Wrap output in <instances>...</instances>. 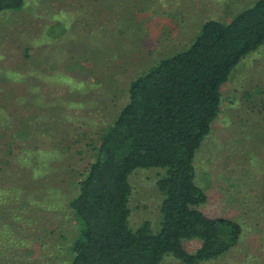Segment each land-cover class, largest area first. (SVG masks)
<instances>
[{
	"label": "rangeland",
	"instance_id": "1",
	"mask_svg": "<svg viewBox=\"0 0 264 264\" xmlns=\"http://www.w3.org/2000/svg\"><path fill=\"white\" fill-rule=\"evenodd\" d=\"M256 0H24L0 12V133L16 142L0 171V264H70L68 201L130 82L185 49L204 21L228 22ZM220 112L194 153L198 210L237 221L228 251L200 264H264V43L221 88ZM159 167L128 176L129 227L159 228ZM19 202H23L19 210ZM200 242L183 245L194 252ZM160 264H182L164 254Z\"/></svg>",
	"mask_w": 264,
	"mask_h": 264
},
{
	"label": "trees",
	"instance_id": "2",
	"mask_svg": "<svg viewBox=\"0 0 264 264\" xmlns=\"http://www.w3.org/2000/svg\"><path fill=\"white\" fill-rule=\"evenodd\" d=\"M23 4L0 0V12ZM263 43L264 0H256L228 22L204 21L185 49L130 82L127 102L100 136L95 158L68 201L77 222L70 264H160L166 253L182 264H200L237 243V221L196 207L206 194L194 182L193 158L220 112L221 88L231 70ZM14 134L8 140L0 133L1 173L8 162L4 153H12L14 145L27 149ZM146 167L163 169L157 180L162 197L156 232L147 221L135 229L128 225V176ZM0 196L5 197L2 187ZM193 239L200 244L189 252L183 243Z\"/></svg>",
	"mask_w": 264,
	"mask_h": 264
}]
</instances>
